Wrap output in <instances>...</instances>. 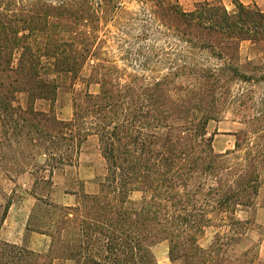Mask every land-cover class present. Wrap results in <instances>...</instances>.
Segmentation results:
<instances>
[{
  "label": "trees",
  "instance_id": "obj_1",
  "mask_svg": "<svg viewBox=\"0 0 264 264\" xmlns=\"http://www.w3.org/2000/svg\"><path fill=\"white\" fill-rule=\"evenodd\" d=\"M129 1L137 7L0 0V146L10 147V133L40 150L49 187L52 170L72 160L67 150L77 155L89 137L105 162L96 191H80L72 204L34 194L43 207L26 229L49 237L47 251L0 238V264H159L151 249L158 240L171 262L264 264L253 249L236 248L249 224L236 213L253 207L264 176V64L240 62L239 48L264 42V12L238 0L232 10L220 0L188 10L179 0ZM87 64L97 92L73 100L70 119H59L58 88ZM22 93L24 106L16 103ZM38 100L48 108H36ZM227 109L244 128L232 149L216 152L207 124ZM210 226L212 240L201 247Z\"/></svg>",
  "mask_w": 264,
  "mask_h": 264
},
{
  "label": "rangeland",
  "instance_id": "obj_2",
  "mask_svg": "<svg viewBox=\"0 0 264 264\" xmlns=\"http://www.w3.org/2000/svg\"><path fill=\"white\" fill-rule=\"evenodd\" d=\"M180 2V0H179ZM199 2V1H198ZM196 2L181 4V6L188 10L193 7ZM127 7L129 9H135L137 4L133 1L127 0ZM228 9V10H232ZM239 57L240 62H245V60H252V62L256 64H264V42L251 43L249 41H243L239 48ZM121 64V63H118ZM90 65L87 64L79 79L75 80L73 83L66 81L64 82L57 91L56 100L53 105L54 114L62 120L70 119L72 115V102L75 99L81 98L84 93L90 92L95 93L98 90V85L95 83H87L86 79L89 75ZM16 103L25 105L26 103V95L18 94L16 98ZM36 108L38 109H47L48 102L43 100H38L35 103ZM222 117L218 120H210L207 124V131L211 134L214 133V142L213 148L216 152L220 151L217 144L223 143L227 145L226 149H232L233 143L236 139L234 133L241 131L244 128V125L236 119L231 109L224 110L222 112ZM235 119V120H234ZM233 133V136H228L227 134ZM12 144L10 147L0 146L1 154H0V166L8 171V175H12L16 178V174L19 173V169H28L32 167L34 176H33V185L32 191L33 193L42 200H51L53 202H64V197H66L62 189H65L69 192H74L76 196L80 193V191L84 190L88 193H92L96 191L97 185V177L103 176L105 173V162L102 156L100 155L97 139L95 137H89L84 143L81 144L79 152H82V160L81 162L86 163V165H90V170L92 177L87 182L79 181L78 179H74V169H68L67 171V180L64 183H61V187L54 188L49 187L47 184L42 181V177L47 176V171H42L38 165H35V162L41 160L42 155L40 150L32 149L29 147L23 146L22 143L20 145L14 143L18 138L14 134H8ZM1 124H0V140L3 138ZM20 140V139H19ZM21 140H24V137L21 136ZM225 149V150H226ZM224 150V151H225ZM67 152L72 156L71 162L67 164H59L58 168H68L69 164H76V160L78 154L74 153V149H69ZM2 157V158H1ZM16 157V158H14ZM23 157H25L23 159ZM13 159L19 160V166L13 165ZM80 162V161H79ZM76 176V174H75ZM58 184L56 183L55 186ZM16 187L4 180H0V217L4 210L6 204L11 202L17 196H19V192L15 190ZM12 189V191H10ZM17 189V188H16ZM141 198L140 191H132L130 193V199L134 202L139 201ZM70 204L74 203V199H70ZM43 205L41 201L36 200L32 210H31V226L33 225L36 216L40 214L39 209L42 208ZM236 217L240 220H247L249 224L247 225V229L241 235L239 243L236 244V248L238 250L244 249H253L257 252L258 257L261 260H264V176L262 179V184L259 188L258 194L254 200V205L252 208H244L236 213ZM41 220V218H40ZM215 231V227L210 226L205 229L204 234L199 238V245L201 247H207L212 240L213 233ZM42 238L39 236H33L30 234H25L24 239L22 240V244L26 247L32 249L35 252L45 253L49 244V237L47 238L48 242L45 247L37 248L34 246V242L42 241ZM38 244V243H37ZM154 256L159 264H182L180 260L171 262L168 259L167 255V242L165 240L156 241L151 247ZM51 264H72L71 260L67 259H55Z\"/></svg>",
  "mask_w": 264,
  "mask_h": 264
},
{
  "label": "crops",
  "instance_id": "obj_3",
  "mask_svg": "<svg viewBox=\"0 0 264 264\" xmlns=\"http://www.w3.org/2000/svg\"><path fill=\"white\" fill-rule=\"evenodd\" d=\"M203 0H180L182 4L192 3V2H198ZM212 1V0H209ZM222 4L227 8L231 9L234 7L233 0H220ZM243 5H256L261 11L264 12V0H238ZM228 136H233V133L227 134ZM214 142V140H213ZM220 151H224L227 148L226 144L218 143L217 144ZM43 158L41 160H38V162H35V165L41 166L44 164V155H42ZM82 158V152L78 153V157L76 160V164H69L67 165L68 168L62 169V168H54L52 170L51 174V180H52V187L59 188L61 187V183L63 186L64 183L67 180V171L68 169H74L76 172H74V179H78L82 182H87L91 179L92 174L90 170V165H86V163L81 162ZM80 161V162H79ZM33 168L30 167L28 169H25L23 171H20L16 174V178L12 175H8V171L3 169L0 166V180L8 181L10 182L13 187H16L15 190L19 192V196H17L15 199H13L10 203H8V209L6 212V215L3 219L2 226L0 228V238L11 242V243H18L22 244V240L24 239L25 234H30L33 236H39L42 238H38L39 240L42 239V241L34 242V246L37 248L45 247L48 240V236L39 233L36 231L28 230L26 229V225L28 222L29 215L31 213L32 207L36 201V198L34 197V193L32 191V185H33ZM76 174V176H75ZM58 184L55 186V184ZM12 191V189H10ZM63 194L66 196L64 197V202H55L58 204H70L71 198H76V194L74 192L66 191L65 189H62ZM38 243V244H37Z\"/></svg>",
  "mask_w": 264,
  "mask_h": 264
}]
</instances>
